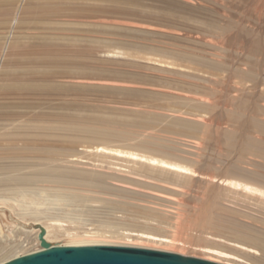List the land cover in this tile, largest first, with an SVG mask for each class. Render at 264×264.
Returning a JSON list of instances; mask_svg holds the SVG:
<instances>
[{
    "label": "rangeland",
    "instance_id": "rangeland-1",
    "mask_svg": "<svg viewBox=\"0 0 264 264\" xmlns=\"http://www.w3.org/2000/svg\"><path fill=\"white\" fill-rule=\"evenodd\" d=\"M98 143L198 159L204 175L225 177L234 164L264 175V0H0V174L15 163L72 160L83 164L67 165L69 172L81 176L119 171L85 154ZM4 187L1 199L10 196ZM189 187L171 201L106 195L111 204L50 206L59 191L102 196L88 187L45 195L34 187L29 194L43 204L25 212L9 203L3 219L15 227L3 240L24 255L40 246L37 231L22 224L49 227L59 242L53 219L80 238L133 220V229L172 240L135 243L208 260L207 248L227 246L213 238L212 224L249 221L241 215L249 210L215 205L218 183ZM253 215L251 224L263 228L264 211Z\"/></svg>",
    "mask_w": 264,
    "mask_h": 264
},
{
    "label": "bare ground",
    "instance_id": "bare-ground-1",
    "mask_svg": "<svg viewBox=\"0 0 264 264\" xmlns=\"http://www.w3.org/2000/svg\"><path fill=\"white\" fill-rule=\"evenodd\" d=\"M95 136L99 137L97 133ZM192 142L196 143V141ZM85 154L89 155L91 159L98 160L101 163L108 162V165H116V167L120 166L119 171L108 172L96 167V169L92 170H97L100 173H91L87 176H81L74 172H69L70 168L75 170V167L83 164L78 160L67 162L66 164L70 168H68L67 165L64 166L65 164L63 166H55L53 164L41 165L38 163L31 164L26 168H20L19 164L15 163V165L10 168H4L3 174H0V185H5L3 191L9 193L10 196L3 199L0 198V264H4L14 258L23 256V254L15 252V250L19 249L21 245H10L8 241L3 240L5 234L10 235L11 233H14L13 229L15 227V224L8 227L4 223L3 218H8V209H14L9 203L17 204L19 207H26L25 212L31 211L36 205L43 204L40 200H33V196L29 194L34 187H42L44 195L46 193L51 194L49 189L66 190L71 189L72 187L75 189L78 187H88L90 189H96V192L102 196V198H97L88 194H68L59 191L52 194L51 198H46L47 200L45 201V204L47 206H50L49 204L51 203L55 204L59 202L72 204L76 203L77 199L85 202L111 204L113 201L112 198L103 197L107 195L119 199L142 201L141 198L146 199L147 196H150L154 198L158 197L162 200H166L167 198L168 201H171L175 194L187 196L186 189L190 188L189 186L192 185L195 180H206L207 183H218L222 191L219 193L215 192L213 196V201H217V204L215 205L220 206V204H222L223 207H226L227 204L225 205L223 202L246 204L244 207L249 210L248 214L244 212L241 213V215L244 216V218L246 217L245 219L249 221H243L239 224L236 223L230 225V221L227 219L218 220L214 224H212L213 221H210L214 226L213 228L219 233L215 235V237L213 236V238L215 240L217 239L218 242H223L227 245L222 247L211 246L207 248L210 252L209 254L212 255L210 257L222 258L230 263H233L234 260H241L242 263L246 262L247 264H264V227L256 226L250 222L254 217H257L253 215L255 211L258 213L264 211V175L260 176L254 170L246 169L237 164L232 165L228 169L226 168L227 176L225 177L204 175L199 170L198 166H200L199 164L201 161L198 159L186 156L181 157L159 155L158 153L153 154L150 151L142 149L140 146L136 149H130L128 147L98 143L87 147ZM76 157H78L79 160H83V157L80 155H77ZM86 197L91 199H87ZM2 206H5L6 208H2ZM182 216L184 215L182 214ZM143 218V214L138 216V220H143ZM21 219L24 221V217ZM70 220H73V218H70ZM150 220L157 221L156 219ZM12 221L18 223L13 219ZM129 222L130 223H126L122 221L120 225L113 226L104 225L105 228H109V231L102 229L92 234H86L80 238L79 235L65 230L61 219H53L51 223L54 224L52 225L57 226V229L59 230V239H61L59 242L51 237L49 227L36 223L33 225H22H24L23 227L26 229L37 231V239L40 248L35 252L43 250L38 237L41 231L45 230V240L52 245L60 247L124 246L155 249L158 251L163 250V252L182 254V252L179 253L177 250H168V247H166V249H157L148 246V244L145 245L146 243L144 245H141L139 242L135 243V240L143 241L140 239L160 243L171 242L172 240L170 241L167 238L156 235L151 229H133L132 227L136 226V222L133 220H130ZM261 225H264V219L262 220ZM122 240L125 242H121ZM225 247H229L233 252L227 251ZM212 258L208 260L217 264L221 263L220 261L215 260L216 258Z\"/></svg>",
    "mask_w": 264,
    "mask_h": 264
},
{
    "label": "water",
    "instance_id": "water-1",
    "mask_svg": "<svg viewBox=\"0 0 264 264\" xmlns=\"http://www.w3.org/2000/svg\"><path fill=\"white\" fill-rule=\"evenodd\" d=\"M42 251L14 258L4 264H217L180 254L124 246L52 245L39 234Z\"/></svg>",
    "mask_w": 264,
    "mask_h": 264
}]
</instances>
